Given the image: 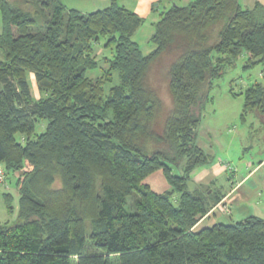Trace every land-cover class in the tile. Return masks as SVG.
I'll use <instances>...</instances> for the list:
<instances>
[{
    "label": "trees",
    "instance_id": "1",
    "mask_svg": "<svg viewBox=\"0 0 264 264\" xmlns=\"http://www.w3.org/2000/svg\"><path fill=\"white\" fill-rule=\"evenodd\" d=\"M0 13V163L20 173L17 219L0 222V264H264V218L198 230L223 195L188 183L212 160L197 128L214 81L243 55L244 67L264 66L263 4L174 5L148 54L134 38L145 18L121 0L89 13L61 0H0ZM102 38L112 56L90 77ZM165 54L173 108L158 133L162 101L148 75ZM244 97L243 117L264 115V83ZM150 142L169 149L149 152ZM157 171L170 189L145 182ZM4 199L13 214L14 195Z\"/></svg>",
    "mask_w": 264,
    "mask_h": 264
},
{
    "label": "rangeland",
    "instance_id": "2",
    "mask_svg": "<svg viewBox=\"0 0 264 264\" xmlns=\"http://www.w3.org/2000/svg\"><path fill=\"white\" fill-rule=\"evenodd\" d=\"M149 31H151V27L148 24L144 25L137 35V39H140L141 43L145 42ZM105 42L106 39L102 38L95 44V55L99 66L97 69L87 72L90 77L100 75L101 69L108 67L105 58L112 56V50L105 47ZM143 48L147 50V43H143ZM170 60L166 54L163 55V58L156 62L148 75L149 84L157 90L162 101L153 123V128L158 133L164 130L166 118L173 108L168 85ZM245 62L246 58L243 55L233 66L225 69L224 75L214 81L209 98L202 106L201 122L197 128V144L212 156V160L210 165H201L194 171L188 182L191 189L197 188L199 184L209 185L216 190L229 189L231 183L227 177L232 178L239 175L238 178L241 179V175L247 174L250 168H254L259 160L264 158V115L258 111H250L244 117L242 116L245 101L244 91L252 83H264V66L257 65L246 68L244 67ZM29 80L33 96L39 98L40 92L33 74H29ZM42 130H44V124H41L37 129L38 132ZM162 148L169 149L168 145L164 143L150 142L148 144L149 152ZM218 160L221 162L218 163ZM212 165L216 166L215 169L211 168ZM225 172H227L226 175ZM213 173L217 177L213 178V182L200 183L202 179ZM19 175L20 173L6 172L4 165L0 163V222L2 223H14L17 219L19 199L17 180ZM262 180H264V167L256 171L245 185L252 187ZM223 185L225 187H221ZM5 193H11L15 197L14 206L16 209L13 214L8 212L4 199ZM220 204L214 206L209 214L211 216L218 215L220 222L224 223H236L248 216H262L264 213L256 199L234 202L230 205L221 204L225 206V209H221ZM127 209L131 212L135 210L130 203L127 205Z\"/></svg>",
    "mask_w": 264,
    "mask_h": 264
},
{
    "label": "crops",
    "instance_id": "3",
    "mask_svg": "<svg viewBox=\"0 0 264 264\" xmlns=\"http://www.w3.org/2000/svg\"><path fill=\"white\" fill-rule=\"evenodd\" d=\"M61 1L65 6L80 10L82 12L86 11L85 13L93 12L99 9H104L110 5V0H61ZM191 1L192 0H121V4L124 7L133 10L139 16L145 18V23L134 35L135 40H137L140 43L144 54H148L154 49V45L151 44L150 38L152 34L154 33L155 23L159 20L161 13L170 9L174 5L178 4V5L184 6V5H188ZM257 3H261L264 5V0H242L243 6L247 8H253ZM146 24H148L151 27V31H149L150 32L149 35H146L149 38L147 37L146 41L145 42L143 41L141 43L139 41L140 39H137V35L139 34V32L143 29L144 25ZM1 30H2V20H1V13H0V33H1ZM143 43H147L148 45L147 50H144ZM30 74H33V73H30ZM220 162L221 160H218V163ZM215 167L216 166L212 165L211 168L215 169ZM263 167H264V158L260 159L259 163L254 168L252 169L250 168L247 174H244L243 176L241 175L240 176L241 179L238 178L239 175L235 176L236 173L234 174L235 177H232V178L227 177L228 181L231 184L229 186V189L223 188L219 190V192L223 195V198L221 202L219 203L221 204L225 203V204L230 205L234 202L256 199L257 203L261 205L262 210H264V180H262L259 184H256L255 186H252V187H249V186L246 187L245 185L251 179V177H253L255 172L261 170ZM194 171L192 172V174L194 173ZM226 174L227 172H225V175ZM214 177L217 178L215 174L213 173L209 175L208 177H205L204 179H202L200 183H207L208 181L213 182ZM145 182L149 184L150 187L156 192H163V191L170 189V185L167 182L162 171H157L151 174L145 179ZM221 187H225V186L223 185ZM262 214L263 215L259 217L264 218V213ZM217 222H220L218 215L211 216V214H208L198 223V225L196 226V229L199 230L203 227H211Z\"/></svg>",
    "mask_w": 264,
    "mask_h": 264
},
{
    "label": "built area",
    "instance_id": "4",
    "mask_svg": "<svg viewBox=\"0 0 264 264\" xmlns=\"http://www.w3.org/2000/svg\"><path fill=\"white\" fill-rule=\"evenodd\" d=\"M220 206H221V209H225V206L224 205H221L220 204ZM227 208H228V206H227ZM229 209V208H228Z\"/></svg>",
    "mask_w": 264,
    "mask_h": 264
}]
</instances>
